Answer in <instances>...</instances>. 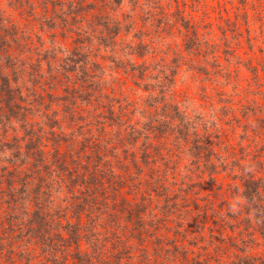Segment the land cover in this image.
<instances>
[{"label":"trees","instance_id":"1","mask_svg":"<svg viewBox=\"0 0 264 264\" xmlns=\"http://www.w3.org/2000/svg\"><path fill=\"white\" fill-rule=\"evenodd\" d=\"M129 1L141 34L118 47L135 24L119 19L123 0H7L24 13L64 6L72 44L60 57L0 9V264H264L249 251L264 244V53L245 60L248 78L232 68L242 38L246 47L262 42L243 33L253 23L228 15L201 31L211 22L177 7L170 22L182 27L183 44L175 49L162 35L161 7ZM247 4L264 29L263 1ZM181 69L202 76L192 87L214 116L173 97ZM232 72L248 87L235 83L230 95L223 86ZM220 123L252 144L244 162L242 141L220 137ZM234 188L237 210L227 203ZM232 218L241 253L212 229Z\"/></svg>","mask_w":264,"mask_h":264},{"label":"rangeland","instance_id":"2","mask_svg":"<svg viewBox=\"0 0 264 264\" xmlns=\"http://www.w3.org/2000/svg\"><path fill=\"white\" fill-rule=\"evenodd\" d=\"M262 1H263L262 18L264 19V0ZM148 2L149 3L156 2L161 7L163 13L161 17L162 21L160 23H162L163 21L164 22L168 21V24L163 25L162 35L164 36L165 41L169 43L168 45H170L171 47L173 46L175 49L177 47L182 46L183 44V36L181 34L182 27L180 29V26L178 24L171 25V22H170V20L172 19L171 16L173 17L175 16V15H172L171 12L174 11L178 7L180 10L183 11L184 14L187 13V14L192 15L193 18L197 21H198V18L199 19L204 18L209 21L208 23L211 22V25H204V27H201V31H210L212 27V22L216 23L219 17H226L228 15L230 17H234L235 15L238 14L237 17H240V19H244V16L245 15L247 16L246 18L250 20L249 23H253V24H251L248 28L247 27L244 28V31H243L244 35H248V34L257 35L258 40L262 42L251 41L253 43V46L249 47L247 45L246 47V44L243 42L244 38H242V43H241L242 47L240 49L242 51V56L240 55L241 56L240 59L242 60H240V62L237 61L236 62L237 65L232 66V68L234 66L238 67L237 71L240 77L242 78L249 77V71L246 68L247 66L245 65H251V64H248L245 60L252 59L250 57V53L255 55V57L262 56V54L264 53V29L262 28L263 25L260 24V21L256 20V14L253 13L250 9H248L247 11L244 10V8H246L245 7L246 3L249 2L247 6L251 7V4H253L254 2H258V0H199V1L198 0H148ZM132 3L133 1L123 0V3L119 7L116 8V10L119 8V11H118L119 19H121L124 22V17L126 15H131L132 18H127L125 20H130V21L132 20L133 23H135L131 25L128 32H124L119 35L118 39H120L121 43L120 45H118V47L121 46L122 43L126 44L130 42H136L137 41L136 37L140 36L141 34L140 32V29H141L140 25L142 23L141 14L138 10H136L135 8L136 5ZM140 3H141V0H139L138 5H140ZM0 9L3 10L2 12L4 16L8 17V19L9 18L12 19V21L15 22L16 24L26 25L24 28L32 33L33 44L35 46H39L42 50L43 49L53 50L56 56L60 57L63 55V53H65V50L67 48L71 47L72 38L70 35L72 34H70L69 31L66 32L65 29L62 28L64 26V21L66 20V12H64V6L59 7L55 5L53 7V9H55V12H54L52 11V4H49L48 6H46V4H44L43 6L37 5L35 11L24 13V11H21L20 9L15 10V7L7 6V0H0ZM29 9H30L29 6H27L26 11H28ZM144 9L146 11H149L150 8L148 5H145ZM116 10H113V13ZM19 12L22 14V16L19 14ZM52 14H55L57 17L55 19H50ZM63 17L65 19H63ZM154 20L152 21L151 25H149L148 23L147 26H148V29L150 30V35L153 36V40L158 42V38H156L157 32L154 29L155 27H153ZM261 48H262V51H260ZM101 52H102L101 55L103 57L102 59H104V60L101 59V61H103L106 68H109L107 70V72L109 73V71L111 70V66L113 65H110L108 60L104 58L105 55H107V53L104 50H102ZM205 59L211 60L210 58H207V57ZM141 60L142 58H140L139 61ZM117 71H118V76L121 79H125L126 82L128 83L127 84L128 86L129 85L133 86L132 84L133 79L130 76L126 77V75L123 74V69H117ZM186 74L189 75V78H187ZM235 74H236L235 72H232L231 76H229L228 78L231 77L234 80L237 79ZM201 77L202 76L200 74H197L196 77L193 74L190 76L189 71L181 69L175 75V94L173 95V97L181 105H183L188 111L194 110L192 106L196 104V102H199L202 104V106H198V107L196 106L199 109V111L203 109L206 113H210L212 116H214V114L216 113L212 110L213 108H210L209 104L207 105V98L205 97V93L198 91L196 87H192L194 85L192 79L195 78L196 80H200ZM232 79L230 82H226V84L223 86L225 89L228 90V92H230L229 93L230 95L234 94L235 83L239 82L244 87H248V84L246 83V81L242 80L241 78L237 79L236 82H234V80ZM138 81L142 83L141 79H139ZM204 81H207V80H204ZM205 84L208 85L207 86L208 92H211L210 85H212V83L210 84L205 83ZM214 88L219 90L218 87L214 86ZM137 92L138 93L135 94L134 97L142 98L143 95H145L144 91L140 90ZM212 94L214 97L213 98L214 101L220 98L222 102V99H223L222 96L217 97L213 90H212ZM220 126L224 131L223 134H220V137L235 136L236 141L238 139L242 141L243 146L241 150H238V155L242 157L243 159L241 160L242 162H244L245 159H248L249 155L251 154L252 144L247 143L245 140L246 138H240L241 136H243L244 132L243 134L238 136V133H239L238 129L236 130L237 132L234 133V131L230 129L227 123L221 124ZM238 147H236V149ZM222 175L224 176L225 173H223ZM224 178H227L228 181L231 182L229 177H224ZM206 179H207V176H205L203 181L206 182L207 181ZM227 179L223 180V183H225ZM227 196H228L227 203L229 204V207L233 210H237L238 209L237 202H240L242 200V198L239 196V191L235 188H234L233 193L230 190H228ZM215 221L216 220H214V223ZM235 222H236V219L232 218V223H233L232 226H230V224L223 226L221 223L220 224L213 223L212 225L213 227L212 229H217L214 232L220 235V237H222V242L220 244L224 242L225 247H230V250L228 251L229 253H231V250L233 253L235 252L241 253L239 250L234 251V249H232L233 248L232 244L234 243V241L236 242V237L238 239V235H237L238 232H236L237 224ZM256 237L258 236L256 235ZM249 251L252 254L263 256L264 255V244L258 239L256 240V242L252 244L251 249ZM218 259H221V257H219ZM216 262L217 261H214V263Z\"/></svg>","mask_w":264,"mask_h":264}]
</instances>
